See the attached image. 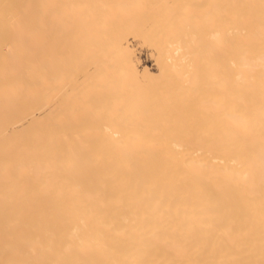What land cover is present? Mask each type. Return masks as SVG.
I'll return each instance as SVG.
<instances>
[{
	"label": "bare ground",
	"instance_id": "bare-ground-1",
	"mask_svg": "<svg viewBox=\"0 0 264 264\" xmlns=\"http://www.w3.org/2000/svg\"><path fill=\"white\" fill-rule=\"evenodd\" d=\"M0 264H264V0H0Z\"/></svg>",
	"mask_w": 264,
	"mask_h": 264
},
{
	"label": "rangeland",
	"instance_id": "rangeland-1",
	"mask_svg": "<svg viewBox=\"0 0 264 264\" xmlns=\"http://www.w3.org/2000/svg\"><path fill=\"white\" fill-rule=\"evenodd\" d=\"M137 53H138V52H137ZM139 53H140V52H139ZM139 53H138V54H139ZM141 54H143V52H141V53L139 54V55H140V59L142 58V59L140 60L141 63H142V64H145V65H149V63H148L149 61L147 60V57H146L144 54H143V55H141ZM143 56H145L146 58L143 57Z\"/></svg>",
	"mask_w": 264,
	"mask_h": 264
}]
</instances>
